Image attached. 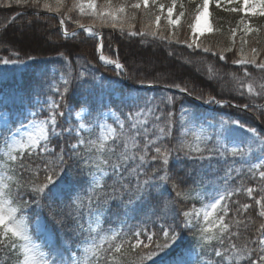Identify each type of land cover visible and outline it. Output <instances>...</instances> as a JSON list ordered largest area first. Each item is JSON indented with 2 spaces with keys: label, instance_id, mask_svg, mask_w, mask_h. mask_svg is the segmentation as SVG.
Instances as JSON below:
<instances>
[{
  "label": "snow or ice",
  "instance_id": "snow-or-ice-1",
  "mask_svg": "<svg viewBox=\"0 0 264 264\" xmlns=\"http://www.w3.org/2000/svg\"><path fill=\"white\" fill-rule=\"evenodd\" d=\"M213 3L239 17L228 28V47L214 49L199 40L205 27L212 31L201 20ZM0 6L25 9L0 23V48L15 49L10 56H0V65L21 70L36 64L38 57L22 55L16 45L23 44L28 30L51 20L57 22L55 35L91 45L95 60L81 64V53L58 51L67 45L57 42L56 58L36 65L30 82L0 87V110H6L0 123L3 264H264V128L245 120L255 112L264 124V104L235 102L264 98V83L257 85L248 70L251 65L264 73V48L249 46L246 39L264 32V25L251 23L264 18V0H200L184 25V3L170 0L167 29L160 27L165 5L158 0H0ZM28 10L32 17L19 25L20 36L9 37L8 25L27 16ZM141 17L147 22L137 29L133 21ZM84 18L89 22H82ZM183 27L191 35L181 39ZM103 28L119 31L130 41H159L168 49L184 45L211 54L225 66L231 53V65L239 66L243 75L219 76L209 67L207 81L226 76L235 95L217 98L200 87L207 81L189 86L180 76L153 75L156 65L138 76L121 63L118 52L115 59L105 54L112 45H106ZM173 55L169 50L168 56ZM48 64L59 66L49 69ZM101 68L113 70L115 78H106ZM167 78L182 83H160ZM121 80L132 84L125 89ZM145 88L160 94L149 96ZM229 108L236 111H224ZM85 113L88 124L79 122ZM110 117L113 123L107 122ZM94 129L100 130L96 139L83 135ZM254 145L259 156L251 163ZM237 160L249 165L253 177L258 173V189L230 187L231 168L222 187L211 192L200 187L205 174L214 175L219 165ZM242 190L254 201L262 222L251 239L238 245L242 222H234V232L226 218L229 202ZM182 201L201 207H181ZM252 207L245 203L236 214ZM244 227L247 231L248 225Z\"/></svg>",
  "mask_w": 264,
  "mask_h": 264
},
{
  "label": "trees",
  "instance_id": "trees-1",
  "mask_svg": "<svg viewBox=\"0 0 264 264\" xmlns=\"http://www.w3.org/2000/svg\"><path fill=\"white\" fill-rule=\"evenodd\" d=\"M98 3L103 2V0H97ZM113 2H117V0H113ZM179 2H183L185 5L186 15L181 18V25H184L185 21L189 20L191 14L195 12L196 5L200 3V0H178ZM70 3V0H69ZM158 3H162L165 5L164 15L161 16L160 27L161 29H167V22L165 20L167 6L170 4V0H158ZM25 11L22 7L13 6L12 8H4L0 6V23H5L10 18L15 15L17 12ZM209 19L211 23L212 31L206 34H203L199 37V40L205 46H211L214 49H219L222 47L230 46L228 28L231 26H235L236 21L239 17L234 15H229L222 11L221 9H217L215 4L209 5ZM159 14V13H157ZM177 14L176 8L173 9V17ZM32 17V12L28 10L27 16L19 17L15 24L8 25V36L9 37H19L20 36V28L19 25L25 22L27 19ZM84 23H88L87 18L82 20ZM141 22H147V18L141 17L138 21H133L136 24L137 29L141 26ZM154 22V21H153ZM251 23L253 26L264 25V18H254ZM57 27L56 20H51V24H40L34 30H28L27 38L24 40L23 44H17L16 49L20 50L22 55L23 52H27L30 55L38 57L36 64H33L30 68L17 70L13 66H3L0 65V87H3L5 90L15 86L17 83H28L32 79L33 73L36 71V65L44 66V62L48 60L49 57L56 58L57 52L53 51V48L56 47L57 42L64 43L67 47L59 48L58 51L68 52L69 50L73 52H79L82 54L81 64L85 62V60H92L95 63V60L92 58V49L89 44H80V40H67L65 41L63 37H59L54 34L55 28ZM221 28L222 33H216L215 29ZM51 29V30H49ZM71 31V29H69ZM105 37L106 45L111 43L112 48L109 50L107 47L105 49V54L110 56L111 58H117V52L120 58L121 63H124L127 68L133 73H136L138 76L144 75V69L147 68L148 71H152L153 65H156V69L152 72L153 75H163L166 77H176L180 76L183 78V82H188L189 86L192 85L193 82L199 83L200 81H207L208 77V69L211 67L213 72L218 73L219 76H223L224 73H236L237 75L242 76L243 72L239 68V66L231 65L230 61L233 58L231 53L226 54V59L228 60V65L225 66L224 62L218 61V59L211 54H204L200 50H196L195 52L191 49H188L184 45H173L171 49H168L166 45L161 44L159 41H149L147 43H141L139 38H135L130 41L126 37H121L119 31H113L110 28H103L101 30ZM167 34V31L165 32ZM190 30L186 27L181 28L180 30V38L184 39L187 36H190ZM237 45L240 43V34H237ZM246 39L249 40V46L257 47L258 49L264 48V32L261 34L254 35L249 34ZM253 40H258L259 43L252 44ZM249 46H245V51H248ZM12 50L8 48H0V56H10ZM171 50L174 55L168 56V51ZM167 57V59H165ZM11 58V57H10ZM73 59H75L73 57ZM151 60L152 63L148 64L147 61ZM58 67L59 65L48 64L47 67L51 69L52 67ZM162 66V67H161ZM139 70V71H138ZM249 72L252 73L253 77L256 78V83L259 85L260 83H264V73H262L259 69H255L254 66H248ZM104 76L106 78H115L116 74L113 70L101 68ZM151 78V77H149ZM182 83L180 79H172L167 78L161 80V84H171V83ZM132 84V81H124L121 80L120 87L127 89L128 85ZM205 91V93H211L212 95H217V98H225L232 99L235 95V92L230 91L233 85L228 77H224L223 79L217 78L211 81H207L206 84H200ZM143 91L151 96L157 95L159 96V92L154 89H143ZM178 94V93H173ZM255 104H264V98L260 97H244L238 98L236 103H248L253 102ZM115 109V106H113ZM225 112H235V109H225ZM6 113V110H0V114ZM117 114L118 110H117ZM75 113H73V116ZM240 116H243V113H239ZM255 120V123L252 125L257 127L258 130L264 128V124L261 123L260 119H256L255 112H251L248 114V117L245 120ZM90 118L85 115L80 119V123L88 124ZM108 122L113 123L112 118H108ZM115 126V125H113ZM119 131V129H117ZM100 134L99 129H94L91 133L85 132L83 135L86 138L96 139ZM264 135V133H262ZM253 152L249 155V160L251 163L258 162L257 157L259 156V146H252ZM249 165L243 164L241 161L237 160L235 162L229 161L228 164H221L218 166L219 170L214 174H205L203 177V181L200 187L206 191L211 192L214 188H220L223 186V177L225 176L227 170L229 168L231 171V183L230 187L232 188H241L246 189L248 187L259 188L261 182L258 179V173L255 177H253L248 172ZM191 183V181L189 182ZM257 198H259L260 193L256 192L253 194ZM232 201H236L238 203L232 204ZM232 201L229 202L231 210L229 212L227 221L233 224L232 230L237 231L234 222L236 220H240L242 223L239 225V231L241 233L240 239L236 240L235 243L238 245H242L245 242V239H251V237L255 234V226H258L259 223L262 222V218L258 216V208L255 206L254 201L249 198L246 194V191H240L237 195L233 196ZM209 201L205 200L204 203H208ZM195 203L196 207H201V203L195 201H182L181 207L187 205V207H191L192 204ZM253 205L252 208L248 209L247 212L241 211L239 215L236 214V208L240 207L243 204ZM248 225V230H245L244 225ZM43 226V221H42ZM105 227H108L106 224ZM43 230V227H42ZM211 249H209V252ZM201 259H209L214 260V256H203ZM0 264H3V258H0Z\"/></svg>",
  "mask_w": 264,
  "mask_h": 264
},
{
  "label": "rangeland",
  "instance_id": "rangeland-1",
  "mask_svg": "<svg viewBox=\"0 0 264 264\" xmlns=\"http://www.w3.org/2000/svg\"><path fill=\"white\" fill-rule=\"evenodd\" d=\"M166 13H167V11H166ZM173 18H174V17H173ZM201 25H202V26H205V25L211 26L210 19H209V11H208V13L206 14L205 18H203V19L201 20ZM208 32H209V31L207 30V27H205L204 30H203V32L199 34V37H200L201 35H203V34L208 33ZM4 114H6V113H2V114H0V123H2V119H3V115H4ZM107 122H108V121H107ZM108 123H110V122H108Z\"/></svg>",
  "mask_w": 264,
  "mask_h": 264
}]
</instances>
